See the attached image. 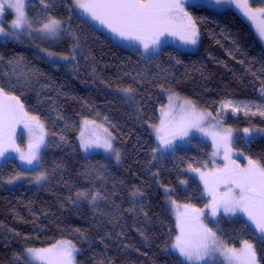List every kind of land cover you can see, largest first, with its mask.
<instances>
[{
    "label": "trees",
    "instance_id": "16d2710c",
    "mask_svg": "<svg viewBox=\"0 0 264 264\" xmlns=\"http://www.w3.org/2000/svg\"><path fill=\"white\" fill-rule=\"evenodd\" d=\"M45 11L40 0L27 5L29 17L43 18ZM47 11L70 17L71 29L80 38L75 61L50 64L31 44L0 41V86L18 96L24 110L38 116L48 133L42 156L48 179L43 188L15 183L17 172L35 173L25 172L16 159L0 167V264H26L16 258L27 248H45L60 240L78 247V264H180L166 251L173 219L165 189L174 190L170 197L178 204L205 206L209 198L198 183L186 179L185 171L189 165L210 164L213 150L193 139L189 146L153 159L157 144L149 128L158 124L159 109L173 94L212 113L227 99L264 103L259 91L264 46L234 11L189 7L193 17L202 18L199 49L186 51L166 43L143 60L137 51L114 43L76 16L73 0H56ZM74 43L65 35L55 52L71 57ZM21 58L13 73L9 61ZM21 72L35 74L18 81ZM129 86L135 91L128 101L120 89ZM255 111L253 107L245 115L230 110L224 120L236 128H264V117L252 115ZM84 119L109 129L123 156L121 166L83 150L78 135ZM234 150L264 163V135L239 138ZM181 180H187L186 190ZM137 189L140 194L134 196ZM85 190L104 197L96 201V211L89 200H77L75 194ZM220 222L219 235L226 244L240 248L247 240L254 245L258 263L264 264V240L244 220L224 222L221 217Z\"/></svg>",
    "mask_w": 264,
    "mask_h": 264
},
{
    "label": "snow or ice",
    "instance_id": "6c2138e0",
    "mask_svg": "<svg viewBox=\"0 0 264 264\" xmlns=\"http://www.w3.org/2000/svg\"><path fill=\"white\" fill-rule=\"evenodd\" d=\"M254 2L264 4V0H254ZM46 10L44 17H29L25 12L24 0H0V25L3 23V13L5 9L14 10L15 19L12 21L11 30L5 32L0 26V37L20 40L21 36L29 37L36 35L51 42L58 41L62 35H69L74 40L72 49L73 55L59 56L55 52L45 49L48 58L55 63L57 59L75 61L76 48L80 45V38L72 31L69 24L70 17L60 18L50 14L56 0H40ZM76 8L82 9L88 16L106 27L111 33L121 40L128 41L133 46L139 45L145 53L153 50L159 51L161 45L166 41V36L178 37L185 45L195 46L198 43L200 28L199 23L202 18L193 17L187 10L188 7H212L235 4L243 10V14L251 21L256 22L258 16L264 17V6L253 8L249 0H73ZM258 34L264 39V20L256 24ZM22 58L17 61H9L13 65L15 73ZM243 63V61H241ZM35 73L25 74L21 72L20 79ZM255 75V74H254ZM260 95L264 97V81L261 82ZM130 100L134 99L132 87L120 89ZM181 99L173 94L169 96V111L161 109L162 119L159 125H152L159 145L153 149L154 152L163 154L165 151L174 153L177 140L186 141L192 132H201L211 135L217 147L223 146L224 160L227 163L218 169L203 172L200 168L191 165L188 171L198 173L199 179L204 184L207 196L210 198L206 204L210 219L223 213L225 216H236L243 214L247 221L254 225L260 238L264 240V163L248 158L246 166L241 167L231 159L232 151V129L221 128L219 132H209L208 129H215L217 125H222V120H218L221 112L226 114L227 110L233 113L243 111L249 115L251 108H255L252 115L264 117V103L255 101H234L227 99L221 101L220 111L216 116L207 110L198 109L195 102L183 99L181 103L173 106V99ZM107 120V117L104 118ZM216 121V123H213ZM28 131L27 150L21 148L16 143L15 128L19 124ZM83 127L80 131V144L85 152L91 148H102L106 152L120 160V152L113 147L112 141L115 137L102 124H97L95 120L84 119ZM92 130L87 132L88 126ZM244 133L251 138L253 132L264 133V128H245ZM87 132V134H86ZM43 122L38 116L30 115L24 110V105L16 95H11L0 86V167L18 159L24 166L25 172H35L34 181L39 184L48 179V173L43 170V157L41 151L47 147ZM63 139V137H62ZM213 153V156L217 155ZM242 155V153H241ZM157 157L154 155L153 159ZM207 167V165H204ZM22 172H17L13 179H20ZM9 179L8 183H12ZM180 183L187 184V180ZM166 193L174 191L165 189ZM137 189L133 195H138ZM77 200L86 199L95 204L98 199H104L99 191L93 193L92 190L78 191ZM170 199V203L177 209L176 227L179 234L174 242L170 244L171 250L178 254L180 264H214L217 254L223 256L227 264H255L254 245L247 240L243 241V247L239 250L228 247L221 237L219 231V221H214L216 229L204 223L202 217L204 210L195 208L190 204L182 205L184 211H179L181 205ZM79 231V230H77ZM26 254L34 260L46 262V264H76L75 253L79 251L71 240H60L56 244L47 248H27ZM17 261L26 259L17 256ZM26 264H31V260H26Z\"/></svg>",
    "mask_w": 264,
    "mask_h": 264
},
{
    "label": "rangeland",
    "instance_id": "374dc122",
    "mask_svg": "<svg viewBox=\"0 0 264 264\" xmlns=\"http://www.w3.org/2000/svg\"><path fill=\"white\" fill-rule=\"evenodd\" d=\"M31 1L32 0H24L25 12L26 13H27V5ZM249 4L253 8L264 6V4H260V3L254 2V0H249ZM205 7L209 8V9H212V10H215V11H218V12L224 11L226 9H230V10L234 11L235 13H237L239 16H241L245 21H247L252 26V28L254 29L256 35L258 36L261 44L264 46V39H261L260 38V36L258 34V31H257V28H256V24L259 23L261 20H264V17L258 16L257 21L256 22H253V21L249 20L243 14V10L240 9V8H238L235 4L221 6L220 8H212V7H208V6H205ZM73 9H74L75 15L78 16L80 19H82V20H84V21H86V22L94 25L102 33H104L105 35H107L114 43H116V44H118V45H120V46H122V47H124L126 49H130V50L137 51L138 53H140V55L143 58V60H148L151 57H153L154 55H156L161 50V47L164 46L166 43H170V44H172V45H174V46H176V47H178V48H180L182 50L194 51V52L197 51L199 49V47H200V41H201L200 40V35H199L198 43L195 46L183 44L179 40L178 37L166 36V37L163 38L166 42L161 45V47H160V49H159L158 52L156 50H153L151 52L145 53L144 50H143V48L140 47L139 45L133 46L128 41H124V40H121L120 38L116 37L106 27H104L103 25H100L97 21L92 20L88 16V14L85 13L82 9L76 8L74 6V4H73ZM188 9H189V7L186 6V10L187 11H188ZM2 19H3V23L0 26L4 27L5 32L10 31L11 30L12 21L15 19L14 10H8L6 8L5 11H4V13H3ZM64 39H65V35H62V37L58 41H56V42H51V41H49L47 39L40 38V37H38L36 35H33L31 37H29L27 35H23V36H21V39L20 40H15V39H12V38L5 39L3 37H0V41H15V42H18V43H21V44H24V43L31 44L32 46H34L37 49L38 53L48 63H50V64H69L70 59L69 60L57 59L55 63L51 62L50 59L48 58L46 52L44 51L45 49H47L48 51L55 52V49L57 47H59L63 43ZM59 56H63V55H59ZM175 96L180 97L177 94H175ZM167 99H168L167 104L164 105L163 107H161L159 109V113H158L159 114V122L156 125H159L160 120L163 118L162 115H161V109L163 108L165 111H169V97H167ZM126 100L129 101L130 100L129 97H127ZM182 100H183V98H181L179 100H177V99L174 98L173 101H172V105L173 106L178 105L179 103L182 102ZM197 107H198V109L207 110V109H204V108H202L200 106H197ZM207 111H209V110H207ZM229 111H230V109L226 111V114L225 113L223 115L220 114V116L217 117L218 120H222V125H217V127L215 129L209 128L208 131L209 132L216 131V132H219L222 135L223 133L221 131V128H231L233 131H232V145H231L232 151L230 153V156H231V159L234 160L236 164L240 165L241 167H244L248 163V157L244 156L243 154L241 155V153H239V152H235V150H234V144H235L236 140L239 139V138H242L243 140L248 141V140H251L253 138H257V137L263 136L264 133H256V132H253L251 134V138L249 139L248 138V134L244 133V131H243L245 129L244 127L243 128H236V127L231 126V125H229V124L226 123V121L224 119L229 114L228 113ZM216 114L217 113H213L214 116H216ZM221 115H222V117H221ZM213 123H216V121H213ZM97 124H100V123H97ZM102 125H103V127L107 128L104 124H102ZM82 127H83V124L81 122L80 131H81ZM250 129H258V128H250ZM45 130H46V128H45ZM91 130H92V126L90 125V126H88L87 132H90ZM80 131H79V135H78V142H79V144H80V139H79ZM149 131H150L151 135L153 136V138L155 139V142H156V144L158 146L159 145V141L157 140V136H156V133H155L153 127H150L149 128ZM46 132H47V130H46ZM87 132H86V134H87ZM47 137H48V134L45 136V144H46ZM15 139H16V143L19 144L21 146V148L25 149V151H26L27 150V144H28V131H27V129H25L23 127V124L22 123L19 124V125H17L16 128H15ZM193 139H196V140H199V141H202V142H205V143L210 144L211 147H212L213 153L214 152H217L218 153L217 155H215V156L212 157L210 164H206L207 167H200V170L201 171L208 172V171H211V170H214V169L222 168L227 163V161L224 160V148H223V146L221 145L218 148L217 147V144L213 142V139H212V136L211 135H205L204 133H201V132H192L190 134V136L188 137V140H186V141L177 140L176 141L177 148L189 146L190 143H191V141ZM112 143H113V147L117 149V146H116V143H115V139L112 141ZM80 146H81V144H80ZM89 150H90V152H95V153H99V154L103 155L105 158L113 161L117 166H121L122 165L123 156H122V153L120 151H119L120 154H121L120 155V160L117 161L115 159V156L114 155H112L111 153L106 152L102 148H91ZM45 151H46V147L43 148L42 151H41V155L42 156H43V154H44ZM167 153H170V152L169 151H165V152H163V154H161L160 152H155V156H157L158 154H161L162 156H165V155H167ZM16 160L21 164V166L23 168H25V166L18 159H16ZM34 175H36V173L29 174V175H26V176H21L20 179H15V183H20V182H25L26 181V182H29L31 185H33V186H35L37 188H43L45 186V184H46V181H42L41 183L37 184L34 181V179H33V176ZM185 175L187 176L186 179L188 181H193V182L195 181L196 183L199 184V186L202 189V195H204L206 197L207 194H206L205 189H204V184L199 179V174L186 170L185 171ZM181 187L183 188V190H186L187 189V184H181ZM165 194H166L165 204H166V207H167L168 211L170 212V215H171V217L173 219V221H172V224H173V226H172V228H173V234H172L171 240L169 241V245L166 248V251L167 252H170V253H172V254H174V255H176L178 257V254L175 253L170 248V244L172 242H174L176 235L179 234V229L176 227V222H177L176 221V213H177V209L170 203V199H169V198H171L170 197V192L166 193V191H165ZM208 203H209V200H208V202L206 204H208ZM92 205H93L94 211H96L95 204L92 203ZM179 205H181L179 211H181V212L184 211V209L182 207V205H184V204H179ZM192 206H194V205H192ZM205 206H203V207L194 206V207L195 208H198V209H203L204 210V216L202 217V219L204 220V223L208 224L209 227H213L214 230L216 229V225H215L214 221H217V220L219 221V229H220L221 217L224 219V222H226V221H233V220H235L237 218H241L242 220L245 221V223L247 224V226L249 228H251L260 237V235L258 234V231L255 230L254 225H251V222L250 221H247V217L245 215H243V214H237L236 216L229 217V216H225L223 213H221L220 215H218L216 217H211L209 219L208 216H209V211L210 210L208 208H206ZM217 234L219 235V232ZM56 243H54V244H56ZM52 245H50L48 247H51ZM226 245L228 247H230V248H236V247L230 246L228 244H226ZM242 247H243V245L240 248H236V249L239 250ZM45 248H47V247H45ZM79 254H80V251H78L77 253H75L76 264H78V255ZM23 257L26 258V259H24V262L25 263H26V260H31V264H46V262H44V261L34 260L31 257H28L27 254H26V251L23 253ZM202 264H203V262H202ZM214 264H227V261L224 259L223 256H220L219 254H217V257L215 259ZM255 264H259L258 261H257V258H255Z\"/></svg>",
    "mask_w": 264,
    "mask_h": 264
}]
</instances>
